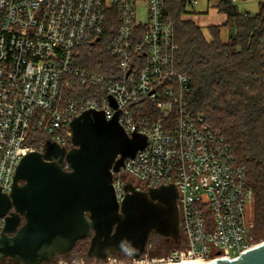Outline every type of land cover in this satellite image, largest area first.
I'll return each instance as SVG.
<instances>
[{
    "label": "built area",
    "instance_id": "obj_1",
    "mask_svg": "<svg viewBox=\"0 0 264 264\" xmlns=\"http://www.w3.org/2000/svg\"><path fill=\"white\" fill-rule=\"evenodd\" d=\"M165 4L0 0V187L10 195L22 158L45 153L47 141L72 149L70 124L84 111H104L111 120L122 110L125 132L146 135L148 145L113 174L118 201L130 183L142 191L175 184L180 194L179 244L156 256L148 243L135 264L236 259L264 243L246 217L253 202L247 169L223 132L189 110L191 80L177 69L179 46ZM106 33V50L117 61L113 78L77 65L78 50L100 44ZM261 45L264 54V37ZM5 225L0 218V238Z\"/></svg>",
    "mask_w": 264,
    "mask_h": 264
},
{
    "label": "water",
    "instance_id": "obj_2",
    "mask_svg": "<svg viewBox=\"0 0 264 264\" xmlns=\"http://www.w3.org/2000/svg\"><path fill=\"white\" fill-rule=\"evenodd\" d=\"M121 112L108 120L104 111H84L70 124L72 149L47 141L45 153L22 158L12 193L0 187V218H6L0 260L50 264L85 239H90L88 256L99 260L123 251L139 259L152 234L179 244L180 194L175 184L142 191L130 183L125 199H117L113 174L148 145L146 135L125 132ZM209 264H264V243L236 259Z\"/></svg>",
    "mask_w": 264,
    "mask_h": 264
},
{
    "label": "trees",
    "instance_id": "obj_3",
    "mask_svg": "<svg viewBox=\"0 0 264 264\" xmlns=\"http://www.w3.org/2000/svg\"><path fill=\"white\" fill-rule=\"evenodd\" d=\"M188 1L165 0V6L179 46L177 69L191 80L189 110L204 115L212 127L221 130L237 163L246 167L253 192V235L259 241L264 238V2L260 12L252 15L241 13L237 0H217L219 12L228 18L225 26L234 32L223 42L220 26L209 28V40L197 23L182 19ZM111 38L112 34L106 33L100 44L79 49L77 65L113 78L117 61L106 50ZM32 133L37 140L44 138L34 128ZM161 240L157 234L150 237L155 254L165 247ZM89 246L90 239L81 240L70 254L57 258L90 259Z\"/></svg>",
    "mask_w": 264,
    "mask_h": 264
},
{
    "label": "rangeland",
    "instance_id": "obj_4",
    "mask_svg": "<svg viewBox=\"0 0 264 264\" xmlns=\"http://www.w3.org/2000/svg\"><path fill=\"white\" fill-rule=\"evenodd\" d=\"M264 2V0H237L235 5L238 7L239 11L243 14H252L256 15L260 12V5ZM217 0H198L197 3L192 2L191 0L187 3L186 12L182 19L184 21H194L197 23L203 30L206 37L210 40V31L209 28L211 26H220L221 28V39L223 42H227L230 38V33L234 34L231 31V27L225 26L228 18L225 14L219 12ZM246 217L248 221L254 222V207L253 203H249L247 205ZM161 240V244H163L164 249L159 251L160 253L155 254V250H153L154 255L163 256L167 254L172 247L174 246L172 242L167 241L165 238ZM260 243L264 242V238L259 240ZM154 249V243H150ZM0 264H15L14 260L8 259L6 262H0ZM50 264H135L133 257L123 251L118 253L115 256H110L107 260H99L96 258L90 259H63V258H55Z\"/></svg>",
    "mask_w": 264,
    "mask_h": 264
},
{
    "label": "flooded vegetation",
    "instance_id": "obj_5",
    "mask_svg": "<svg viewBox=\"0 0 264 264\" xmlns=\"http://www.w3.org/2000/svg\"><path fill=\"white\" fill-rule=\"evenodd\" d=\"M7 260H8V259H5V260L3 259V260H0V262H6Z\"/></svg>",
    "mask_w": 264,
    "mask_h": 264
},
{
    "label": "crops",
    "instance_id": "obj_6",
    "mask_svg": "<svg viewBox=\"0 0 264 264\" xmlns=\"http://www.w3.org/2000/svg\"><path fill=\"white\" fill-rule=\"evenodd\" d=\"M198 25V24H197ZM199 26V25H198Z\"/></svg>",
    "mask_w": 264,
    "mask_h": 264
}]
</instances>
